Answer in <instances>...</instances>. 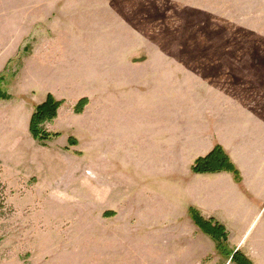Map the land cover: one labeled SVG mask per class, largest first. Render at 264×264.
<instances>
[{"label": "rangeland", "instance_id": "rangeland-1", "mask_svg": "<svg viewBox=\"0 0 264 264\" xmlns=\"http://www.w3.org/2000/svg\"><path fill=\"white\" fill-rule=\"evenodd\" d=\"M39 2L0 6V264H234L208 236L194 245L176 179L206 143L176 149L177 127L216 134L241 168L227 248L253 249L264 0ZM48 95L61 106L42 128L59 136L41 145L29 122Z\"/></svg>", "mask_w": 264, "mask_h": 264}, {"label": "crops", "instance_id": "crops-1", "mask_svg": "<svg viewBox=\"0 0 264 264\" xmlns=\"http://www.w3.org/2000/svg\"><path fill=\"white\" fill-rule=\"evenodd\" d=\"M23 3H31L36 4L37 6L40 5L39 0H14L11 2L10 0H0V6H7V5H19ZM1 11V10H0ZM1 35V34H0ZM2 45H0L1 47ZM2 49H0L1 51ZM176 116V114H175ZM171 135L175 138L176 149L182 150L184 149H191L196 150L199 149V144L205 142L206 148L205 151L198 154L194 161L199 157H205L209 154L212 149L217 145H221L226 154L229 156L231 161L239 168L243 179V185L247 192H251L247 186V179L243 174L241 168L237 165V162L234 160L233 156L229 153L227 148L219 141V136L216 134L209 135L210 137L204 138L200 137L196 134L194 137L190 132L186 133L184 130L180 128H175ZM170 132L165 130L162 132V136H160V140L162 139V147L167 149V136ZM187 143H191V145H187ZM161 147V148H162ZM162 148V149H163ZM196 148V149H195ZM178 185H176V200L178 202L185 203L186 205V212L188 214L189 208H195L201 216L206 219H214L218 221L221 225H223L228 233V240H229V232L227 228V224L231 223L232 220L236 222L242 221V217H234L231 214L232 207H233V197L238 196V192L240 190L239 185H237L234 180L233 176L229 173H217V174H192L179 176L176 179ZM184 209H181L183 211ZM178 211V209H177ZM191 219V218H190ZM192 222V220H191ZM191 224V223H190ZM192 226L196 232V239L195 244L200 246L204 239H201L202 236H206L194 225L192 222ZM201 236V237H200ZM207 237V236H206ZM235 244H231V246L236 247L235 249L241 250L243 254L253 263V264H264V227L258 236L254 237L252 244L254 245L253 249L248 248V250L243 248L241 238L236 239ZM257 245L259 246L257 248ZM199 261V260H198ZM183 262V261H181ZM185 263V262H183Z\"/></svg>", "mask_w": 264, "mask_h": 264}, {"label": "trees", "instance_id": "trees-1", "mask_svg": "<svg viewBox=\"0 0 264 264\" xmlns=\"http://www.w3.org/2000/svg\"><path fill=\"white\" fill-rule=\"evenodd\" d=\"M0 99L8 100L9 96L0 91ZM86 104V100H81L76 105L75 112L81 113ZM60 106L61 103L59 101H56L52 96L48 95L42 104L34 108L29 122V133L34 141L41 145H45L53 138L59 136V134L56 133L52 134L46 132L42 126L56 118ZM68 144L74 146L76 145V141L70 138ZM191 172L193 174H217L227 172L233 176V180L237 185L243 181L240 171L231 161L224 149L219 145H216L205 157L196 159L191 167ZM1 191L2 185L0 183V193ZM188 213L192 222L201 233L208 236L215 243V248L219 253L228 257L230 256L231 263L252 264L242 252L230 251L227 248L228 235L223 225L212 218L205 220L195 208H189Z\"/></svg>", "mask_w": 264, "mask_h": 264}]
</instances>
